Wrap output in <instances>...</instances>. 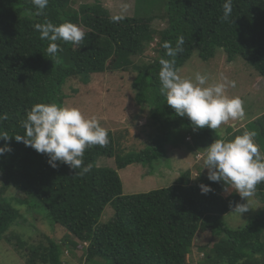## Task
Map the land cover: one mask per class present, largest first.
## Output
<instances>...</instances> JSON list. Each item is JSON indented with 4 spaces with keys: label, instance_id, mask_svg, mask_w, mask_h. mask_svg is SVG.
Masks as SVG:
<instances>
[{
    "label": "trees",
    "instance_id": "16d2710c",
    "mask_svg": "<svg viewBox=\"0 0 264 264\" xmlns=\"http://www.w3.org/2000/svg\"><path fill=\"white\" fill-rule=\"evenodd\" d=\"M76 2L49 0L44 14L36 15L31 0H0V114L8 115L0 120V131L23 135L22 122L31 106L64 105L69 97L65 86L72 80L88 83L92 74L124 70L134 73L135 102L150 106L144 124L148 139L144 148L134 149L123 141L128 129L106 128L109 143L85 149L84 164L92 169L83 176L62 162L51 167L46 154L14 137L0 139V146L7 143L12 149L0 156V241L9 255L18 254L26 264H191L195 246L202 253L200 264H264V183L257 185L253 196L261 209L232 227L223 216L243 199L230 183L212 182L201 173L192 177L188 166L169 186L124 193L118 173L132 164L146 166L160 160L167 153V143L180 148L178 144L184 142L195 157L222 138L216 129L195 128L187 116L176 115L166 103L160 91L159 60L171 58L162 44L169 41L175 47L183 37V51L175 57L177 71L195 51L203 61H210L222 49L228 62L241 57L264 80V0H233L227 21L222 19L224 0H166L161 16L166 26L161 29L151 27L155 16L131 12L113 22L99 1L75 8ZM46 19L79 26L85 32L82 44L59 41L63 50L49 57L48 41L41 40L35 29ZM153 40L154 55L144 61L140 56ZM246 121L239 120L241 125L235 129L228 127L223 139L255 131L254 141L264 155V112ZM180 130L186 134L177 141ZM100 158H112L114 165H102ZM201 184L212 190L203 194ZM7 189L22 198L6 194ZM32 202L43 208L44 221H27L15 205L30 210ZM107 206L112 214L102 222ZM46 220L63 227L60 239L38 230L36 221L44 225ZM30 228L37 230L34 235L28 233Z\"/></svg>",
    "mask_w": 264,
    "mask_h": 264
},
{
    "label": "clouds",
    "instance_id": "9594fccd",
    "mask_svg": "<svg viewBox=\"0 0 264 264\" xmlns=\"http://www.w3.org/2000/svg\"><path fill=\"white\" fill-rule=\"evenodd\" d=\"M31 3L36 9L35 14L43 15L49 0H31ZM222 7V19L227 21L232 14L233 0H224ZM124 18L122 14L110 17L113 22ZM35 29L41 40L48 41L46 52L49 57H55L63 50L59 41L79 46L85 38V32L70 21L57 25L46 19L43 23L35 24ZM183 43V37H179L175 47L169 41L162 44L165 55L171 58L159 60L160 91L166 97V103L174 109L176 115L187 116L195 128L207 126L215 130L230 119L242 117L244 101L239 96L227 95L226 91L229 85L235 87V81H227L225 78L209 83L206 74L196 73L194 78L179 75L175 57L183 51ZM7 119V113L0 114V120ZM22 127L25 129L23 135L10 136L0 131V139L8 141L14 137L17 142H23L38 153L46 154L51 167L55 168L57 162H62L72 169L80 170L81 176L92 169L91 164H84L85 149L95 145L104 147L109 143L108 130L97 117L85 116L76 106L56 102L32 105ZM256 135L255 131L248 130L231 140H213L206 147L203 157V168L208 169V179L230 183L245 201L237 203L233 209L240 216L253 209L251 198L256 193L257 185L264 183V155L254 141ZM11 150L7 143L0 146V156ZM199 187L203 194L212 190L205 184Z\"/></svg>",
    "mask_w": 264,
    "mask_h": 264
},
{
    "label": "rangeland",
    "instance_id": "374dc122",
    "mask_svg": "<svg viewBox=\"0 0 264 264\" xmlns=\"http://www.w3.org/2000/svg\"><path fill=\"white\" fill-rule=\"evenodd\" d=\"M96 0H77L72 5L77 8L82 2H95ZM102 7L106 8L110 15L116 14H136L139 17L155 16L151 23V27L161 29L166 26L165 19L161 16L165 12L166 0H97ZM126 6V7H125ZM156 40V39H155ZM155 41L150 44V48L143 53L141 58L144 61L150 60L154 52L152 46ZM222 49H217L216 55L210 61H203L197 51L194 52L192 57L178 69L181 77H195L196 73L206 74L209 77V83L219 82L222 79L227 81H235V87H227V95L239 96L244 101V115L235 120H229L216 129L218 134L224 138L228 135V127L235 129L240 126L239 120H246L261 115L264 112V80L262 77L247 65L241 57H237L232 62H228ZM138 58V57H136ZM134 73L124 70H108L102 73L92 74L88 83H83L80 80H72L65 87L66 93L69 97L64 98V105L78 107L85 116H95L100 121L101 125L111 130L126 128L129 130L127 139L123 140L127 145H133L134 149H142L147 142L148 129L144 124L149 120L150 106L139 105L134 100L135 91L131 87ZM260 106H263L262 109ZM246 121V123H247ZM185 131L180 130L175 134V140H184ZM174 134L172 135L173 138ZM189 138H187L188 140ZM192 140H188L191 142ZM175 143V141H174ZM184 142L179 143L180 148H173V145L167 143V153L160 160L155 161L151 165L143 166L142 164H132L125 169L119 170L118 173L123 181L124 193H138L149 191L152 189L169 186L175 178L190 167L192 177L198 174L208 177V169L204 167L202 151L198 152L195 157H192V151L186 150L183 145ZM192 158H195L193 161ZM102 165H114L112 158H100ZM196 165L200 166L197 170ZM148 169V172H147ZM174 179V180H173ZM1 185V180H0ZM6 194L18 196L22 195L15 192L13 189H7ZM253 209L243 213L241 216L234 211L225 214L223 217L232 227H237L245 223V221L254 213L259 211L260 203L257 202L255 197L251 198ZM245 201L242 200V203ZM15 205L19 208L20 212L26 217L27 221L39 219L41 221L44 217V210L40 205L32 202L30 210L26 209L25 205ZM260 208V209H259ZM259 209V210H258ZM257 210V211H256ZM109 211V214H108ZM112 214L110 207L107 206L100 218L102 222L107 221L108 215ZM41 221H36L38 230L48 233L55 240L63 236V227L54 224L50 225V220L42 225ZM18 222L25 225L23 219ZM53 224V223H51ZM23 226L19 227L22 228ZM43 226V227H42ZM29 234L34 235V228ZM6 249V250H5ZM8 248L4 245V241H0V262L3 264H26L23 258L18 254L10 256L7 252ZM13 252V250H12ZM77 256L81 257L80 249L76 250ZM202 253L198 251L197 247H193L191 254V264H200L198 259ZM77 258V257H76ZM76 260V259H75ZM77 262V261H76ZM75 264V263H73ZM77 264H80L77 262Z\"/></svg>",
    "mask_w": 264,
    "mask_h": 264
}]
</instances>
